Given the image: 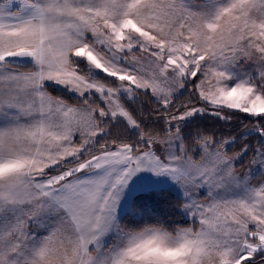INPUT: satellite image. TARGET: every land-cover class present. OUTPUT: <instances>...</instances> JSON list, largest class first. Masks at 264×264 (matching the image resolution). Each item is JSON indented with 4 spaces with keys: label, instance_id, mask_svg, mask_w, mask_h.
Returning a JSON list of instances; mask_svg holds the SVG:
<instances>
[{
    "label": "snow or ice",
    "instance_id": "1",
    "mask_svg": "<svg viewBox=\"0 0 264 264\" xmlns=\"http://www.w3.org/2000/svg\"><path fill=\"white\" fill-rule=\"evenodd\" d=\"M0 264H264V0H0Z\"/></svg>",
    "mask_w": 264,
    "mask_h": 264
},
{
    "label": "trees",
    "instance_id": "2",
    "mask_svg": "<svg viewBox=\"0 0 264 264\" xmlns=\"http://www.w3.org/2000/svg\"><path fill=\"white\" fill-rule=\"evenodd\" d=\"M142 100L146 101V98L142 97ZM186 97H181L178 103L183 102ZM201 126L207 127L209 130H215L218 135H234L237 138L241 137V134L245 131L243 126L240 124L239 119H234L230 124H225L223 121H215L213 118H206L200 122ZM248 142L251 143L253 146L256 145V140L253 137H249L247 141L240 140V142L235 146L234 151H239L240 148L243 146V143ZM251 157V152L249 153L248 157L245 159L244 167L247 166V161ZM240 171L244 170L243 168L239 169ZM168 219L180 220L182 219L178 214L172 213L169 215Z\"/></svg>",
    "mask_w": 264,
    "mask_h": 264
},
{
    "label": "rangeland",
    "instance_id": "3",
    "mask_svg": "<svg viewBox=\"0 0 264 264\" xmlns=\"http://www.w3.org/2000/svg\"><path fill=\"white\" fill-rule=\"evenodd\" d=\"M247 167V166H246ZM243 171V170H242Z\"/></svg>",
    "mask_w": 264,
    "mask_h": 264
}]
</instances>
